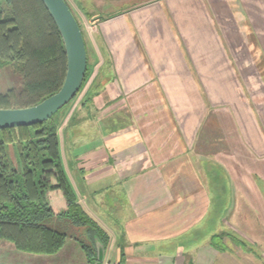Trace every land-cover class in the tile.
<instances>
[{"label":"crops","instance_id":"0c3cea01","mask_svg":"<svg viewBox=\"0 0 264 264\" xmlns=\"http://www.w3.org/2000/svg\"><path fill=\"white\" fill-rule=\"evenodd\" d=\"M66 1L97 18L58 135L103 264H264V0Z\"/></svg>","mask_w":264,"mask_h":264},{"label":"trees","instance_id":"16d2710c","mask_svg":"<svg viewBox=\"0 0 264 264\" xmlns=\"http://www.w3.org/2000/svg\"><path fill=\"white\" fill-rule=\"evenodd\" d=\"M14 61L24 64L23 85L0 92V108L35 105L62 87L67 72L65 45L42 0H0V70ZM88 77L89 59L83 84L72 100ZM57 113L34 125L0 129V239L22 251L57 253L67 234L41 222L58 216L88 226L90 237L106 252L110 235L80 203L62 166ZM83 248L93 264L96 246ZM121 251L118 264H125L123 247Z\"/></svg>","mask_w":264,"mask_h":264},{"label":"rangeland","instance_id":"374dc122","mask_svg":"<svg viewBox=\"0 0 264 264\" xmlns=\"http://www.w3.org/2000/svg\"><path fill=\"white\" fill-rule=\"evenodd\" d=\"M1 5H3L5 10H8V7L5 5L4 1H2ZM92 11L89 10L88 13L87 10L82 8L80 10H73L82 28L88 52V59L90 57V61H93L94 47L92 45V40L90 39L91 35L89 25L91 24L88 25V21L91 20L93 22L94 19H97L96 15L92 16V14H90ZM6 14L8 15L7 11ZM23 67V63L14 61L0 70V92H6L7 89L12 87L18 89L22 88L24 80ZM74 101L75 100H72L65 108L57 113L55 116L57 120H60V116L66 112V110L73 104ZM117 196L119 197V195ZM112 203V197L103 200L105 214L109 217L115 215L111 209ZM41 223L66 233L68 237L65 247L62 248L59 253H57V255H43L19 250L15 247L13 242L6 239H0V264H85V258L87 255L83 245H86L90 248L96 246L94 239L90 237L88 233V226H77L70 219L61 218L58 216L46 218ZM220 235L221 238H219L217 241L219 246L224 247L225 243L229 242V239H231L230 244L240 247L236 244L238 241L234 236L232 237L231 235L228 236L222 233H220ZM221 252L224 251L221 250Z\"/></svg>","mask_w":264,"mask_h":264},{"label":"water","instance_id":"95a60500","mask_svg":"<svg viewBox=\"0 0 264 264\" xmlns=\"http://www.w3.org/2000/svg\"><path fill=\"white\" fill-rule=\"evenodd\" d=\"M52 15L62 36L67 72L62 87L39 103L22 108H0V129L30 126L50 119L67 105L79 92L88 68V52L82 28L66 0H42ZM97 259L93 264H103L105 248L97 240Z\"/></svg>","mask_w":264,"mask_h":264}]
</instances>
